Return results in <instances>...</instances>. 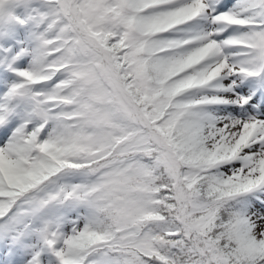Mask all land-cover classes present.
I'll return each instance as SVG.
<instances>
[{
  "label": "snow or ice",
  "instance_id": "snow-or-ice-1",
  "mask_svg": "<svg viewBox=\"0 0 264 264\" xmlns=\"http://www.w3.org/2000/svg\"><path fill=\"white\" fill-rule=\"evenodd\" d=\"M0 264H264V0H0Z\"/></svg>",
  "mask_w": 264,
  "mask_h": 264
}]
</instances>
